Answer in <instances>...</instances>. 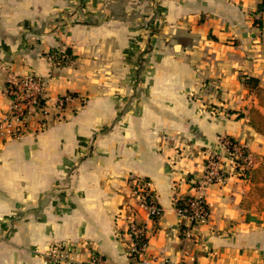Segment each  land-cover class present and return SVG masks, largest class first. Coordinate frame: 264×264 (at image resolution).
Segmentation results:
<instances>
[{
  "label": "crops",
  "instance_id": "crops-1",
  "mask_svg": "<svg viewBox=\"0 0 264 264\" xmlns=\"http://www.w3.org/2000/svg\"><path fill=\"white\" fill-rule=\"evenodd\" d=\"M71 50L59 66L53 50ZM47 82L51 100L73 94L67 119L42 131L0 125V264H46L51 244L76 258L138 264L128 222L150 230L145 264H264V0H0V66ZM0 67V123L9 108ZM248 149L251 178L230 174L202 192L211 153L230 171L219 137ZM149 181L162 210L154 224L131 192ZM176 190L204 195L207 221L174 206Z\"/></svg>",
  "mask_w": 264,
  "mask_h": 264
},
{
  "label": "built area",
  "instance_id": "built-area-1",
  "mask_svg": "<svg viewBox=\"0 0 264 264\" xmlns=\"http://www.w3.org/2000/svg\"><path fill=\"white\" fill-rule=\"evenodd\" d=\"M50 60L55 63L52 54H48ZM59 64V63H55ZM9 71L3 91L8 98L9 108L4 113L1 120L2 129L9 135L17 136L30 131L38 132L44 130L51 122V119H67L69 104L76 99L73 94L58 96L51 100L47 93V82L44 78L33 74H17L11 72L6 65L0 66ZM220 148L229 150L233 147L235 153L230 158V171L224 170L221 166L219 153H211L207 157L204 166V174L199 179L189 177L188 182H195L196 186L192 189L202 192L212 183H223L230 174L242 177L245 166L252 165L250 153H245L239 143H234L228 135L219 137ZM131 193L140 198L142 203L147 206L149 215L154 224V218L162 215V210L156 201V195L150 187V183L145 178H134L131 180ZM196 200L192 202L193 215H181V210L176 209L180 216L190 220V225L185 226L183 234L192 237V227L207 221L209 215V204L204 195H195ZM175 201V200H174ZM194 220V224H193ZM140 234L149 237L151 232L142 223L134 219L128 222L127 237L129 238L128 252L134 255V260L138 264H145L144 255L146 254L148 241L141 244L137 243ZM149 240V239H148ZM46 264H105L104 257L94 254L89 259L80 260L76 258V245L69 242L51 244L43 253Z\"/></svg>",
  "mask_w": 264,
  "mask_h": 264
},
{
  "label": "trees",
  "instance_id": "trees-1",
  "mask_svg": "<svg viewBox=\"0 0 264 264\" xmlns=\"http://www.w3.org/2000/svg\"><path fill=\"white\" fill-rule=\"evenodd\" d=\"M49 54H52L55 58V63H59V66H65L67 64H69L73 57L71 54V50L69 48H67L64 52H61L59 50H53L51 51ZM244 83L250 88V90H254L258 96L260 97V101H263L264 98V89H262L259 86V80L255 77L252 76H244L243 79ZM264 103V102H263ZM249 117H250V122L251 124L260 132L264 133V115L256 108H250L249 109V113H248ZM229 136V135H228ZM230 140H232V142L236 143L237 141L229 136ZM242 149L244 150V154L246 153H250L248 151L247 148L241 146ZM227 153L234 155L235 151L233 149V147H229V150H227ZM252 171H253V167L251 166H245L242 177L245 179H249L251 178L252 175ZM191 177V176H190ZM196 186L195 182H191L189 183V187L192 188ZM196 196L195 195H190V194H182L180 193L179 190H176V194L174 196V206L176 209L181 210V215H185V216H190L193 215V207H192V202L194 200H196ZM160 219V216H157L154 218V221L156 222V224L158 223ZM194 220H193V224H194ZM183 229L184 227H182V234H183ZM149 239V237L145 236L144 234H140L139 237L137 238V243L141 244L143 242H147ZM135 254L131 253L130 256L134 257Z\"/></svg>",
  "mask_w": 264,
  "mask_h": 264
},
{
  "label": "water",
  "instance_id": "water-1",
  "mask_svg": "<svg viewBox=\"0 0 264 264\" xmlns=\"http://www.w3.org/2000/svg\"><path fill=\"white\" fill-rule=\"evenodd\" d=\"M220 152V150L218 151V153Z\"/></svg>",
  "mask_w": 264,
  "mask_h": 264
}]
</instances>
